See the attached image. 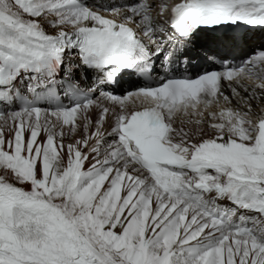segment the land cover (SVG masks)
<instances>
[{"label":"snow or ice","instance_id":"6c2138e0","mask_svg":"<svg viewBox=\"0 0 264 264\" xmlns=\"http://www.w3.org/2000/svg\"><path fill=\"white\" fill-rule=\"evenodd\" d=\"M0 264H264V0H0Z\"/></svg>","mask_w":264,"mask_h":264},{"label":"bare ground","instance_id":"6f19581e","mask_svg":"<svg viewBox=\"0 0 264 264\" xmlns=\"http://www.w3.org/2000/svg\"><path fill=\"white\" fill-rule=\"evenodd\" d=\"M49 31H51V30L49 29ZM258 39L259 38H257L256 40H258ZM254 45H255V43L253 41L246 49H244L242 51H240V50L234 51L230 55L242 56V55L246 54L247 52H250L251 49L254 47Z\"/></svg>","mask_w":264,"mask_h":264}]
</instances>
